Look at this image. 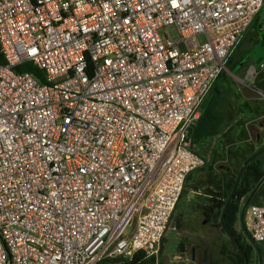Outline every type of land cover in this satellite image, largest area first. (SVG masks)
I'll list each match as a JSON object with an SVG mask.
<instances>
[{
  "label": "built area",
  "instance_id": "1",
  "mask_svg": "<svg viewBox=\"0 0 264 264\" xmlns=\"http://www.w3.org/2000/svg\"><path fill=\"white\" fill-rule=\"evenodd\" d=\"M263 9L0 0V264L157 257L187 176L204 165L190 137L198 106ZM244 220L264 243V204Z\"/></svg>",
  "mask_w": 264,
  "mask_h": 264
},
{
  "label": "rangeland",
  "instance_id": "2",
  "mask_svg": "<svg viewBox=\"0 0 264 264\" xmlns=\"http://www.w3.org/2000/svg\"><path fill=\"white\" fill-rule=\"evenodd\" d=\"M259 17V22L262 26L261 29L264 30V9L260 12ZM168 33L172 39L175 38V33L172 28L168 29ZM254 37V30L250 27L242 35L240 40H238L239 45L237 44L233 48L231 57L227 62L225 61L226 64L224 74L229 80L230 89H232L231 87L239 89L244 98L247 99L246 101L252 100L253 97L259 98L256 93L250 91L246 87L249 86V88L251 87L254 89L252 85V79H254L255 73L252 67L258 69L255 64V59L258 56L257 54H262V49L258 45L255 46V52L250 55L252 59L247 62L245 67L241 68L238 74H234V72L231 73L229 71V67L235 61H237L241 55L251 50L253 44L252 39ZM262 64H264V62ZM215 91L216 88L215 86H213L210 89L209 93L206 94V96L200 102L198 106L199 110L205 105L209 95L211 93H214ZM232 92L234 91L232 90ZM257 102V107L262 110L258 111L251 122H246V124L248 123L247 126L249 128L257 129V139H253L252 141L250 140L243 144L246 145L253 143L252 147L254 148L264 142V128H260V124L264 121V107H262V101L258 100ZM205 142L206 141L198 142L194 147V150L197 152V154L200 155L204 160V165L198 169L203 174V182L197 185V188L195 189L196 192L189 190L186 192V189L184 187L181 199L178 203V207L176 208L172 216V224L174 225L175 230L165 234L158 256L152 258V260L150 259L151 261L148 264H192L190 262L191 256L195 255L196 257L197 253L201 255L203 250L214 252L218 248V245H220L222 242H227L228 240L227 235L221 233L217 228L218 223H211L210 219L205 216L204 212H206L208 207L211 206V198L215 199V204H217V202H219L220 200H223L221 175L225 173V170L224 172H222L223 168H226L229 165L228 160L232 156L230 153H232L236 146L232 145L234 143L233 137L225 139L224 145H228L227 155L218 156L217 154H214V156L211 158L209 154L204 153L206 150L204 148V146L206 145ZM231 145L233 146L232 148ZM208 185H210V187L213 188L215 192L210 191ZM256 193H258V195L253 203L263 205L264 185L260 190L258 188ZM244 201L245 199L242 201L240 211L244 206ZM133 224L134 220L132 221L131 225ZM244 225L245 221L243 224V221L240 222L239 220L236 224L237 231H245ZM131 228L132 227H129L127 229V232H130ZM182 242L187 244V248L185 250V254L182 256L181 261L178 262L174 260V256L178 253V243ZM189 244L196 247L195 253H190ZM258 254L260 255L261 260L260 264H264V243L258 244L257 248L254 247L251 252L250 264H258Z\"/></svg>",
  "mask_w": 264,
  "mask_h": 264
},
{
  "label": "trees",
  "instance_id": "3",
  "mask_svg": "<svg viewBox=\"0 0 264 264\" xmlns=\"http://www.w3.org/2000/svg\"><path fill=\"white\" fill-rule=\"evenodd\" d=\"M259 20L260 17L258 14L253 19L250 26L247 28L248 30L251 27L255 33V37L252 39L253 44L251 50L241 55L240 58L229 67V71L231 73L234 72V74H238L241 68L246 66L247 62L250 59H252L250 55L253 52H255L256 45H258L263 51L262 54H257L258 56L255 59V64L257 68H260V66L264 62V33L262 32L261 29L262 26ZM237 44L239 45L238 42ZM231 54L232 51L227 57L226 62L231 57ZM17 70L21 72H29L33 74L35 77L40 78L42 80L41 73L37 71L34 67H32L30 64H24L23 66L17 68ZM221 81L224 82L223 85ZM213 86H215L216 88L214 94L224 93L225 96L227 94L231 96L233 93L232 89H230L229 80L227 76L224 74V72H222L218 76V78L212 84L211 88ZM216 103L217 101L215 100V98L212 97V99L206 105L200 108V110L198 109L200 113V118L197 124L194 126V128L191 129L190 131V137L193 141V144H196L204 139H212L219 136L222 130L228 125L227 124L228 120L226 118L228 116L227 114L221 116L215 113L214 105H216ZM242 103H243V108L240 109L241 113L244 112V109L246 107L244 105L246 104V101L245 103L244 102ZM259 110L262 109H259V107L251 106L250 110H247L248 115L242 118L243 121L248 122L250 120H253ZM263 113H264V109H263ZM252 146L253 143L246 145L242 144L241 146L238 147L236 146L232 151V153H230L232 155L230 158L233 159L234 163L231 167V172L230 173L228 172V174L223 175V187H222L223 200L222 201L220 200L219 202H217V204H215L216 203L215 199L212 198L211 201L212 205L208 208L206 212V216L210 217V220L212 222L218 223L217 227L220 229L221 233L226 234L227 237L228 234H230L232 237V239L228 237L227 242L226 241L222 242L220 245H218V248L216 249L217 251L215 250L219 256L218 258L219 261L214 260L213 253L209 254L207 250L205 251L206 258H208L210 261L209 264H245L244 257L247 258L248 264H250L251 252L254 249V246L257 248V244H254L253 246V243L248 234H245L243 230L241 232L237 231L236 224L238 223L239 220L241 222L240 214L242 210L245 211L247 208V207L245 208L243 207L242 210L240 211V206L242 205V201L245 199L244 201L245 204L250 193L256 188L257 185L260 184V182L261 184L259 190L264 185V152L246 165L241 175L237 189L234 193V196L231 202L229 203L228 207L226 208L225 213L222 217L223 209L226 206L227 200L233 190L235 180L237 178L240 168L248 158H250L252 155H254L256 152H258L264 147V142L255 148ZM257 195L258 193L255 194L250 204H255L253 203V201L257 198ZM244 228H246V225H244ZM233 241H236L238 243L240 250ZM152 258L154 257L146 258L145 254L138 253L134 255V257H132L131 259L118 258L112 260V262L114 264H148L150 263Z\"/></svg>",
  "mask_w": 264,
  "mask_h": 264
},
{
  "label": "crops",
  "instance_id": "4",
  "mask_svg": "<svg viewBox=\"0 0 264 264\" xmlns=\"http://www.w3.org/2000/svg\"><path fill=\"white\" fill-rule=\"evenodd\" d=\"M221 82L223 85L224 82L223 81H221ZM231 88L234 91L231 96H229L228 94L225 96L224 93H218V94L211 93L209 95L206 103H205V105H206L212 99V97L215 98V100L217 101L216 105H214L215 113L217 115H221V116L222 115L224 116L225 114L228 115L226 117L228 120L227 121L228 125L222 130V132L220 133L219 136L212 138V139L202 140L203 142L206 141L205 142L206 145L204 146V148L206 150L204 153L209 154L211 158L214 156V154H217L218 156L227 155L228 145L227 146L224 145L225 139H229L230 137H233V139H234V143L232 144L233 146H241L245 142H248L250 140L252 141L253 139H257V135H258L257 129L256 128H254V129L249 128L247 126L248 123L246 124V122H244L242 118L246 117L248 115L247 110H250L251 106L252 107L258 106V102H257L258 100L263 102L262 103V107H263L264 106V96L261 95L258 91L254 90L253 88H251V87L249 88V86H247L246 88L249 89L250 91L256 93V95H258L259 98L253 97L252 100L246 101L247 99L244 98V96L241 94V91L239 89H235L233 87H231ZM245 101H246V104L244 106H246V107L244 109V112L241 113L240 109L243 108L242 102L245 103ZM248 122H251V120ZM260 128H262V129L264 128V121L260 124ZM202 141H200V142H202ZM196 144H194V147ZM232 145H231V148L233 147ZM228 161H229V165L226 168H223V171H222V172H224V170H225L224 174H228V172L229 173L231 172V167L234 163L232 158H229ZM224 174L221 175L222 187H223V175ZM201 182H203L202 172H200V170H198V169L194 170L193 172H191L188 175V177L186 179V182L184 185L186 192L188 190L196 192L195 189L197 188V185L201 184ZM208 187H209L210 191L215 192V190H213V188H211L210 185H208ZM179 201H178V203H179ZM178 203H177L176 208L178 207ZM176 208H175V210H176ZM175 210H174V212H175ZM206 212H204L205 216H206ZM209 219H210V217H209ZM244 221L245 220L243 218V222ZM171 222H172V219H171ZM210 222L215 223V222H212L211 220H210ZM193 247H194V253H195L196 247L195 246H193ZM205 251L206 250H203L201 255L199 253H197L196 257H195V255L191 256L190 262L192 264H209L210 261L208 258H206ZM208 252H209V254L213 253L215 261H219V259H218L219 256L216 253V251H214V252L208 251ZM192 257H194V258H192Z\"/></svg>",
  "mask_w": 264,
  "mask_h": 264
},
{
  "label": "water",
  "instance_id": "5",
  "mask_svg": "<svg viewBox=\"0 0 264 264\" xmlns=\"http://www.w3.org/2000/svg\"><path fill=\"white\" fill-rule=\"evenodd\" d=\"M252 68H253L254 73H255V76H254V79H253V87H254V89H255L256 91H258L261 95L264 96V64H262V65L260 66V68H258V69L254 68V67H252ZM263 152H264V147H263L261 150H259L258 152H256L254 155H252L250 158H248V159L243 163L242 167H241L240 170H239V173H238V175H237V178H236V180H235V184H234L233 190H232V192H231V194H230V196H229V198H228V200H227L226 206H225L224 209H223L222 217H223V215H224V213H225L226 208L228 207L229 203L231 202V200H232V198H233V196H234V193H235V191H236V189H237V186H238V184H239V181H240L241 175H242V173H243V171H244L246 165H247L250 161H252L253 159H255L256 157H258L260 154H262ZM260 184H261V182H260ZM260 184L257 185L256 188L250 193V195L248 196V198H247V200H246V202H245V204H244V206H243L244 208L247 207V206L251 203V201H252L253 197L255 196V194H256L258 188L260 187ZM240 215H241V222H242V221H243V218H244V210H242V212H241ZM243 224H244V222H243ZM244 230H245V231H244L245 234H247V230H246V228H245ZM228 237H229L230 239H232V237H231L230 234H228ZM233 242L236 244V246H237V247L239 248V250H240V247H239L238 243H237L236 241H233ZM185 252H186V251H185V244L182 242V243L179 244V249H178V253H179V254H177L176 256H174V260H176V261H178V262L181 261V259H182V254H184ZM240 252H241V251H240ZM193 253H194V252H193ZM193 256H194V255H193ZM192 258H194V257H192ZM260 261H261V260H260V255L258 254V264L261 263ZM244 263H245V264H248V261H247V258H246V257H244ZM180 264H183V263H180Z\"/></svg>",
  "mask_w": 264,
  "mask_h": 264
},
{
  "label": "flooded vegetation",
  "instance_id": "6",
  "mask_svg": "<svg viewBox=\"0 0 264 264\" xmlns=\"http://www.w3.org/2000/svg\"><path fill=\"white\" fill-rule=\"evenodd\" d=\"M208 218H209V217H208ZM183 243H184V242H183ZM178 244H180V243H178ZM178 244H177V245H178ZM184 244H185V250H186V248H187V244H186V243H184ZM251 244H252V243H251ZM189 246H190V253L193 254V252H194V247H193L191 244H189ZM253 246H254V243H253ZM254 247H255V246H254ZM255 248H256V247H255ZM178 249H179V246H178ZM177 254H179V253H177ZM177 254H176V255H177ZM184 254H185V253H184ZM184 254H182V256H183ZM176 255H175V256H176Z\"/></svg>",
  "mask_w": 264,
  "mask_h": 264
}]
</instances>
